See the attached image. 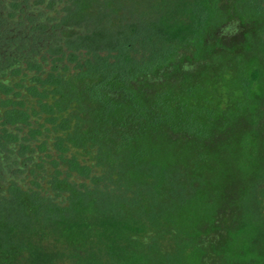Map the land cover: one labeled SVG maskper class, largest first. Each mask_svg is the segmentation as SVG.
<instances>
[{"label": "trees", "instance_id": "16d2710c", "mask_svg": "<svg viewBox=\"0 0 264 264\" xmlns=\"http://www.w3.org/2000/svg\"><path fill=\"white\" fill-rule=\"evenodd\" d=\"M234 18L243 30H228ZM235 90L258 126L264 0H0V264H214L218 245L250 250L264 159L229 236L210 229L234 217L230 197L188 174L239 115Z\"/></svg>", "mask_w": 264, "mask_h": 264}, {"label": "rangeland", "instance_id": "374dc122", "mask_svg": "<svg viewBox=\"0 0 264 264\" xmlns=\"http://www.w3.org/2000/svg\"><path fill=\"white\" fill-rule=\"evenodd\" d=\"M240 24V19H231L228 30L237 28L243 30V26ZM233 95L232 109L239 113V117H233L232 127L225 129L217 137L215 136L214 141L205 147L206 156L202 158L199 166L191 169L188 173L200 193H207L213 198L227 193L230 197L228 200L232 205L231 211L234 217L220 225L217 230L215 228L210 229L211 232L215 231V238L220 235H232V232L240 230L246 225V208L242 204V198L250 183L247 170L255 168L264 159V116L260 124L255 127L250 121L248 111L245 112L247 109L239 108L237 105V102L240 101L241 92L235 90ZM254 96L257 101H260L259 92L256 91ZM260 109L264 111L263 106ZM247 135L249 145L245 148L242 138ZM225 152H229V154H226L223 161L227 160L228 162H226L227 164L220 163V174H216L213 171L214 168L217 169L215 161L217 158L219 160ZM217 248L213 258L214 264H264V228L254 238L250 250L247 248V250L234 253L228 247L223 250L218 245Z\"/></svg>", "mask_w": 264, "mask_h": 264}]
</instances>
